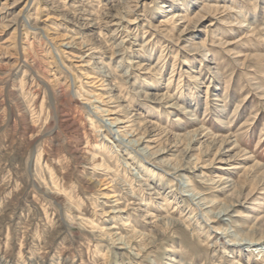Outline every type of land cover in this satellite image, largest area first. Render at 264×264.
Instances as JSON below:
<instances>
[{
  "label": "rangeland",
  "instance_id": "obj_1",
  "mask_svg": "<svg viewBox=\"0 0 264 264\" xmlns=\"http://www.w3.org/2000/svg\"><path fill=\"white\" fill-rule=\"evenodd\" d=\"M243 238L264 0H0V264H264Z\"/></svg>",
  "mask_w": 264,
  "mask_h": 264
},
{
  "label": "bare ground",
  "instance_id": "obj_2",
  "mask_svg": "<svg viewBox=\"0 0 264 264\" xmlns=\"http://www.w3.org/2000/svg\"><path fill=\"white\" fill-rule=\"evenodd\" d=\"M92 27V26H91ZM119 47V46H118ZM118 55H120V53H119V50H117V51H115V52H113V56H118ZM107 113H110V112H108V111H106ZM117 114V112H113L112 114H110V115H116ZM110 120H114V122H112L111 123V125H110V129L108 128L107 130H106V132H110L109 130H112V132H115V133H117V134H120L121 135V132H126L127 130H128V128L130 127V123H132L131 121H130V119H127V120H119V119H110ZM129 123V124H128ZM132 126V125H131ZM133 136V134L131 135V137ZM121 137V136H120ZM123 138H124V135H123ZM125 139V138H124ZM144 139V138H143ZM149 140V139H148ZM124 141H126L127 143H129V144H131L132 146H134V148H139L138 149V151H140V152H142V153H145V154H147L148 153V151H147V149L146 148H142V149H140V147L139 146H141V144H139L137 141H129L128 139H125ZM146 143H152V142H150V141H147ZM150 150V149H149ZM150 154V153H149ZM196 171V170H195ZM194 171V172H195ZM117 213H121V212H115V214H117ZM226 215L227 214V212L225 211V210H222V211H220V213H219V215H218V217L220 216V215ZM224 234H226V236H227V234H230V233H228L227 231H225L224 232ZM109 239V238H108ZM119 240H121V239H119ZM118 241V240H117ZM121 242V241H120ZM235 242V244L236 245H241V246H243L244 247V249H248L247 251L249 252V249L251 250V251H253V253L255 254V253H257V254H259V253H264V238H262V239H259V240H249V239H247V238H243V239H241V240H235L234 241ZM261 250V251H260Z\"/></svg>",
  "mask_w": 264,
  "mask_h": 264
}]
</instances>
